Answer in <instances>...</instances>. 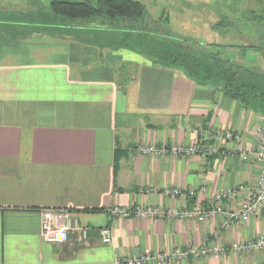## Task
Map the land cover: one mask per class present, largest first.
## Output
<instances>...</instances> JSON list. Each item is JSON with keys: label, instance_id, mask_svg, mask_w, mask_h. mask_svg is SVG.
<instances>
[{"label": "crops", "instance_id": "0c3cea01", "mask_svg": "<svg viewBox=\"0 0 264 264\" xmlns=\"http://www.w3.org/2000/svg\"><path fill=\"white\" fill-rule=\"evenodd\" d=\"M201 1L212 25L241 23L243 7L264 6L260 0ZM7 25L0 22V264H122L146 252L202 246L211 251L144 264H264V249L230 248L264 238V213L247 222L226 218L245 202L244 190L214 201L239 184L256 188L261 163L231 150L255 147L264 115L181 70L99 41V30L41 34ZM198 126L237 131L240 143L210 157L142 152L152 145L187 146ZM175 189L180 193L172 195ZM214 204L222 212L199 220L198 212ZM114 206L133 213L113 217ZM45 208L69 209L90 228L87 239L45 241ZM147 208L164 214L134 212ZM100 227L111 229V243L100 241Z\"/></svg>", "mask_w": 264, "mask_h": 264}, {"label": "trees", "instance_id": "16d2710c", "mask_svg": "<svg viewBox=\"0 0 264 264\" xmlns=\"http://www.w3.org/2000/svg\"><path fill=\"white\" fill-rule=\"evenodd\" d=\"M50 7L70 28L111 35L113 48L128 49L153 65L181 70L195 83L214 85L244 108L264 115V71L237 63L225 52L246 46L206 43L168 29L160 31L159 22L152 21L138 0H53ZM224 25L220 22L211 28L221 31Z\"/></svg>", "mask_w": 264, "mask_h": 264}, {"label": "built area", "instance_id": "2783aa9c", "mask_svg": "<svg viewBox=\"0 0 264 264\" xmlns=\"http://www.w3.org/2000/svg\"><path fill=\"white\" fill-rule=\"evenodd\" d=\"M196 132L197 137L187 146H173L170 149H166L152 145L142 149V152L162 153L169 151L175 155H200L210 157L221 154L225 150H230L227 148L231 145L238 146L241 140L240 134L231 129L222 130L220 128L198 126L196 128ZM258 139V145L251 150H231V152L236 153L241 160H248L250 156H254V159L262 163V166L259 170L256 188L251 189L239 184L236 188L222 191L215 196L214 201L219 203L224 199H232L242 190L246 191L247 196L242 206L238 210H230L229 212H226L225 215L228 220L247 222L254 213H264V129L260 132ZM171 193L172 195H177L180 193V190L175 189ZM134 212L143 216L164 214V212L155 208H147L145 211ZM220 212H222L221 206L214 204L212 209H208L204 212H198V219L203 220L207 216H212L213 214ZM109 213L113 217H128L133 213V211L130 208L114 206L109 209ZM181 215L185 217H193L195 213L183 212ZM40 228L42 238L45 241L54 244L65 243L71 235L75 236L76 241L83 242L87 239L90 230L88 226L80 224L79 221L71 215L69 209L54 208H45L42 210ZM98 233L102 243H111L112 236L111 229L109 227H100L98 229ZM230 248L238 252L264 249V238L259 237L254 241L246 243L233 242ZM210 251L211 250L206 246H202L189 251L184 249H173L170 252H162L158 255L146 252L138 257L124 258L122 260V264H144L153 258L160 261L178 260L186 258L190 254L200 256Z\"/></svg>", "mask_w": 264, "mask_h": 264}, {"label": "rangeland", "instance_id": "374dc122", "mask_svg": "<svg viewBox=\"0 0 264 264\" xmlns=\"http://www.w3.org/2000/svg\"><path fill=\"white\" fill-rule=\"evenodd\" d=\"M51 1L53 0H0V22L8 24L7 26L10 29H21L26 31L25 33H32V31H38L41 34L53 33L62 31V29H59L61 27L69 28L68 23L56 18L52 13L50 7ZM89 1L94 2L95 0ZM138 1L144 4L152 21L159 22L161 25L160 31L168 29L180 37H190L206 43L215 42L246 46L241 49L234 47L228 48L225 52L231 60L237 63L253 66L264 71V58L262 55L264 52V6L243 7V21L241 23L233 22L231 24H225L221 31L217 30L218 33H221L219 35L215 30H212L211 22L205 21L206 17L203 16L204 9L201 0ZM260 3H264V0H260ZM7 17L19 20L17 22H14V20L7 22ZM23 22L27 26L22 27ZM68 32L71 33L70 35L75 36L73 35L74 32ZM100 35L97 36L99 41L102 40L105 44L112 41L111 35L106 33ZM89 37L93 38L91 36ZM256 142L255 147L259 143L258 136Z\"/></svg>", "mask_w": 264, "mask_h": 264}, {"label": "water", "instance_id": "95a60500", "mask_svg": "<svg viewBox=\"0 0 264 264\" xmlns=\"http://www.w3.org/2000/svg\"><path fill=\"white\" fill-rule=\"evenodd\" d=\"M162 14H163V13H162ZM162 14H161V15H162ZM160 17H161V16H160Z\"/></svg>", "mask_w": 264, "mask_h": 264}]
</instances>
